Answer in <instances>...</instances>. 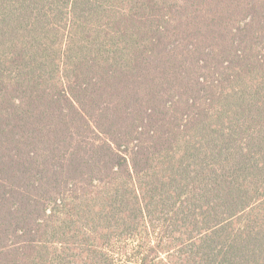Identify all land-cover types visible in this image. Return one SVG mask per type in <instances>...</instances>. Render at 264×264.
<instances>
[{
    "label": "trees",
    "instance_id": "obj_1",
    "mask_svg": "<svg viewBox=\"0 0 264 264\" xmlns=\"http://www.w3.org/2000/svg\"><path fill=\"white\" fill-rule=\"evenodd\" d=\"M0 264H264V0H0Z\"/></svg>",
    "mask_w": 264,
    "mask_h": 264
}]
</instances>
